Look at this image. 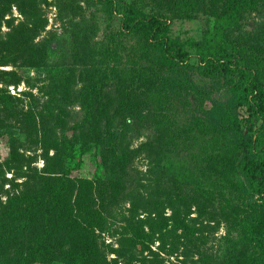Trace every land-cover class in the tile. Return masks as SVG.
I'll use <instances>...</instances> for the list:
<instances>
[{
  "label": "trees",
  "instance_id": "trees-1",
  "mask_svg": "<svg viewBox=\"0 0 264 264\" xmlns=\"http://www.w3.org/2000/svg\"><path fill=\"white\" fill-rule=\"evenodd\" d=\"M90 1L121 16L120 28L109 36L110 42L126 34L140 36L143 53L138 59L130 57L132 48L116 42L102 50L104 61L98 67L90 65L76 45L71 68L51 69L46 66L55 54L50 43H33L38 33L33 22L36 0H0V24L12 4L27 20L0 39V63L12 59L15 69L38 74L46 67L50 79L44 86L49 101L36 111V106L29 105L26 112L12 105L19 97L10 95L7 88L0 89V130H10L5 132L10 135L9 158L0 164V194H6L4 200L0 197V264H172L162 254L179 256L184 264L195 254L198 258L190 264H264V50L225 30L237 25L245 14L262 10L264 0H168L164 5L157 0V10L150 15L138 14L134 0ZM65 2L68 6V0ZM163 8L177 20L191 21L201 12L212 17L215 22L207 31L208 39L178 42L170 38ZM87 32L84 25L76 38L88 47ZM119 52L130 57L128 67L122 66ZM142 57L147 62L144 66L138 62ZM192 57L197 60L195 65L189 63ZM191 72L216 80L230 98L224 105L211 107L207 116L177 126L183 149L189 143L198 144L197 152L185 154V164H166L167 153L159 142V138L164 144L170 142L163 138L164 132L141 144L139 150L128 149L122 140L124 133L102 153L105 174L97 173L94 179L74 178L72 172L79 164H68L73 149L79 143L80 156L88 152L95 130L96 145L103 142L102 131L111 126V113L109 124L101 122L113 94L120 102L113 111L115 119L123 117V112L135 118L138 105H145L148 99L157 110L174 112L179 104L188 105L187 96L194 93L188 79ZM0 73L7 87L22 82L16 70ZM78 76L80 88L75 91L72 81ZM27 95L32 97L30 91ZM59 100L60 106L77 104L86 113L71 128L79 130L78 135L66 140H59L54 130H64L62 116L68 115L63 107L54 113ZM238 110H244L246 116L239 118ZM161 124L165 127L167 123L157 120L156 126ZM227 131L232 139L226 138ZM25 152L33 154L25 156ZM37 152L43 161L40 170L32 166ZM139 152H147L150 167L146 173L154 184L146 186L140 180L143 191L124 196L125 165ZM6 172L12 179L3 177ZM4 181L11 184L5 193ZM125 201L129 206L121 213L122 228L114 247L103 238L117 232L110 231L108 214ZM221 227L223 235L215 236ZM204 234L224 244L219 256L200 250ZM155 242L156 251L151 249ZM110 255L113 257L108 258Z\"/></svg>",
  "mask_w": 264,
  "mask_h": 264
},
{
  "label": "rangeland",
  "instance_id": "rangeland-1",
  "mask_svg": "<svg viewBox=\"0 0 264 264\" xmlns=\"http://www.w3.org/2000/svg\"><path fill=\"white\" fill-rule=\"evenodd\" d=\"M65 1L66 0H36L37 5L34 9L36 17L33 22L38 33L34 37L33 43H50L51 49L55 51L52 61L46 64L47 67L51 69L61 68V71L66 70L65 68H71V63L73 61L72 53L74 52L73 49L76 45H78L77 49L79 51H83L82 55L87 56V59L90 62L89 64H93L94 66H98L100 62L102 63L104 61L102 50L107 47L114 46L116 42H120L119 46L126 49L132 48L130 57L133 59H138L137 56H139L140 53H143L139 48L142 47V39L140 36L126 34L119 38V40L110 42L109 36L115 34V32L120 28L121 16L115 11H111L108 7H106V5L104 6V4L96 1L68 0V6H66ZM131 1L133 2V0H124L125 3ZM159 1L164 5L165 1L168 0ZM134 2L136 7H138V14L150 15L157 10V0H134ZM30 10L31 9L28 11ZM161 11L162 14L166 15L169 24L167 32L168 36L178 42H188L190 40L196 42L204 40L205 38L208 39L207 31L209 32V30H212V26L215 22L212 17H209L203 12L197 13L194 16V19L189 21L177 20L170 15H167L168 12H165L164 8L161 9ZM7 22H9L10 25H8ZM23 23L27 24V20H25L23 15L19 13L16 5L12 4L10 10L4 13L1 18L0 39L4 40L6 38V34L10 32L12 27L18 28ZM84 25L88 26L87 35L89 36L90 42L88 47L84 46L83 43L81 44L82 39H77L78 37L76 38L77 33H83ZM225 30H227L232 36L240 35L242 38L245 37L250 39L253 44H258V48L260 50H264V4L262 10L259 9L245 14L237 25H229ZM186 49L191 52H194L195 50V48H191L189 45L186 46ZM123 55L124 54L122 52H119V56L122 57V66L126 65V67H128L127 65H130V57ZM11 61L12 59H9L5 64L0 63V72L16 70L17 74L21 76L22 82L15 88L13 86L7 87L1 82V78L3 77L0 73V89L2 87L7 88L10 95L19 97L14 100L15 102L12 100V105H16L19 109L23 108V111L29 112V105H32V108H35L36 106L35 111L37 109H42V106L46 104L45 102L49 101V97L44 94V86H48V83H50L46 67H44V70L38 74L35 70L31 69H15ZM20 62L21 61H18L17 64H20ZM138 62L143 66L147 63L143 57ZM189 63L195 65L197 63L196 58H190ZM78 78L79 76L74 78L72 81V85L75 84V91L80 88ZM188 79L194 86V93L191 92L187 96L188 105L182 106L179 104L178 110L176 111L175 109L174 112L172 111L166 113V111L157 110V107L155 108L148 99V102L145 105H138L137 109L139 112L138 116H135V118H129L127 113L123 112V117H117L115 119L113 111L120 106V102H118L117 94H113L111 96V104L108 109V114L106 117H103L101 122V124H104L105 126L106 124H109L107 121H109V114L111 113V126H107L108 129H106V131H102L103 135L101 140L103 142L101 144L99 142L100 145H96L95 130L94 135L89 141L88 152L80 156L79 143L73 149L74 153L71 154V158L69 159L70 162L68 164H79L78 169L72 172L74 178L94 179L93 177L97 173L98 176L105 174L106 168H103V161L101 158L102 153L105 152L108 147L110 148L113 144L115 145L116 142L121 140L124 133L125 135L122 140L125 145L128 144V149L135 150L138 148L139 150L141 144L156 140L155 138L158 136L157 133L164 132V134H162L163 138L170 142L168 144L167 142L164 144L161 142L163 141L162 138H159V142L163 145L164 152L167 153V159L165 160L166 164L169 163L174 166L178 163L180 165L183 163L185 164L188 160H186L187 156L185 154L187 152H197L198 144L192 145L189 143V146L186 148L187 150L183 149V143H181L182 138H177V126H185L188 125L189 122L194 121V118L201 119L202 116H207V112L211 107H216L221 104L224 105L230 98L229 92H227L224 87L220 86L216 80L204 79L194 72H191L190 75H188ZM69 80L71 81V78H69ZM27 81H29V84ZM53 82L57 84L55 81ZM25 91H27V93L30 91L32 93V97L28 96L27 93L22 95V92ZM182 98L183 97L181 96V103H185ZM55 103L58 105L62 104L61 100ZM58 105L53 109L54 113H59V110L63 107ZM63 109L64 113H68V115L62 116L66 123L64 130L61 128L54 129L59 140L69 139L72 134L78 135L79 130L75 131L71 128L74 124L81 123L86 115L85 111H83L77 104L63 107ZM140 110H142L141 113ZM139 114H142L141 116L145 117V119L139 117ZM237 114L239 118H244L246 116L244 110H238ZM162 116H164V118H162ZM160 118L162 119V122L164 119V122L167 123L165 127H163V124H161L160 127L156 126L157 120L161 121ZM116 121L119 123L121 121L123 124L120 125ZM5 132L10 133V130H0V164L4 163V161L9 158L10 141L8 142V137H10V135L8 136ZM224 133L226 138L232 139L233 134L230 131ZM11 134L12 137L15 136L12 131ZM172 141L175 142V144H173L174 146L172 145ZM154 144H157V142H154ZM153 147L155 146H150V148ZM128 149L126 150L129 151ZM139 153V155H133L125 165L123 179H126L127 184H125V188L122 191L124 196L129 194H139V191H143L141 183L139 182L140 180L146 184V186L154 184L151 176L146 173L150 167V162L146 157L147 152ZM32 154V152H25V156H31ZM37 154L38 156L32 166H36V168L40 170L43 166V161L40 158V152H37ZM3 177L8 180L12 179L11 173L9 172H6ZM19 181L20 179L17 180V182ZM10 186V183L4 181L2 191L5 193L10 190ZM5 195L6 194L1 193V199L4 200ZM128 206V202L125 201V203L123 202L120 207H114L109 212L108 223L111 227L110 231L117 230V232H115L113 236L105 234L103 237L105 243H110L113 244L114 247H117V238L122 228V222L119 220L121 218V213L124 212ZM223 233L224 229L221 227L215 236H221ZM200 238L203 242H205V244H201L199 246L201 251H206L209 254L216 253V256L220 255L224 244L221 245L213 240V235L204 234L201 235ZM157 245L158 243L155 242L151 245V249L156 251ZM180 251L181 250L178 251V254H180ZM161 256L164 258L165 262H171L172 264H184L179 256L176 257L173 255L166 257L163 254ZM110 257H113V255L108 256V258ZM197 258L198 256L195 254V256L190 258V262L188 260V264Z\"/></svg>",
  "mask_w": 264,
  "mask_h": 264
}]
</instances>
